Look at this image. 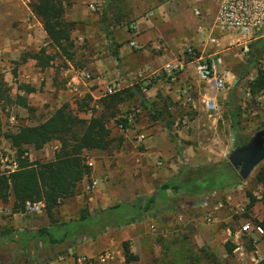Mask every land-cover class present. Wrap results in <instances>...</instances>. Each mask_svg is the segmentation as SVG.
I'll return each mask as SVG.
<instances>
[{"label":"crops","instance_id":"1","mask_svg":"<svg viewBox=\"0 0 264 264\" xmlns=\"http://www.w3.org/2000/svg\"><path fill=\"white\" fill-rule=\"evenodd\" d=\"M34 1L0 0V66L8 71L14 62V68L18 71V79L14 78L17 89L15 95H24L30 107L14 104L12 110L21 113L36 110L41 122L67 102L73 113L84 119L104 112L108 116L106 126L110 129L111 141L108 148L84 151V156L93 158V165L89 167L90 172L79 182L76 194L70 197L72 218H65L62 222L78 219L83 208H86L90 217H96L101 210L111 205L134 201L139 190L147 185L141 178L149 163H156L158 166L163 163L174 165L169 158L174 150L172 136L165 123L166 118H152V123L146 125L136 119L142 108L128 111L129 106L137 102L151 112L154 102L165 105L174 101L191 113L195 114L197 110L198 114L189 115L192 120H199L205 110L203 98L210 96L212 91L222 90H215L199 79L196 71L198 63L213 62L220 72L225 73L227 82L240 81L246 90L247 83L258 72V68L251 67L250 63L241 65L245 61L242 52L252 47L259 51L264 48V28L248 43L237 33H221L216 30L215 18L222 0H160L159 5L148 9L146 15L136 20L137 34L114 30L112 33L109 31V35L101 20L92 12V9L101 6L102 0H59L64 7V20L74 22L71 39L76 51L72 54V60H67L56 47L50 45L41 19L32 11ZM140 3L142 9H145L144 1L141 0ZM130 40L136 41V46L132 47L128 42ZM78 45L79 49L76 48ZM150 47L160 49V54L152 53ZM41 48L50 55L45 65L30 56ZM188 48H192L193 52L188 53ZM113 51L117 52V57ZM246 68L247 74L242 73ZM260 68L264 69V64ZM81 72L90 73L92 79H83ZM0 75L3 77L1 73ZM142 79L148 81L146 87L142 85ZM115 81L119 86L114 92L107 93L106 85ZM18 84L33 89L26 92L18 88ZM72 85L76 88H72ZM134 87L142 92V100L136 94H129L128 90ZM115 93H120L123 99L116 109L108 110V100H103L102 96ZM84 103H87V107ZM80 104L84 108L80 109ZM111 110L113 113L109 115ZM129 114H133L135 119L125 131L119 126L120 119ZM10 119H15V116H10ZM26 121V125L39 123H33L35 120L30 119ZM59 147L57 140H51L39 149L27 146L25 155L30 160L48 161L54 158ZM93 180L98 183L88 190L87 187ZM138 186L141 189L138 190ZM12 200L13 197L6 202L9 208L5 207L4 211L0 207V226L4 228L0 239L6 230L11 231L6 229V225L19 227V230L21 226L27 228L25 219L29 220V217H23L21 212H13ZM113 201L117 202L110 204ZM7 208L10 218L6 223L2 214L6 213ZM58 208L60 215L69 213V207L64 200L55 209L54 218ZM44 212V209L36 214L25 212L36 215L34 219L32 217V231L50 225ZM58 222L61 223L59 220ZM142 223L141 220L114 227L85 240L76 235L72 237L73 245L70 247L74 256L71 254L66 261L72 264L76 256L95 257L109 249L113 253V259L95 264H145L143 248L136 246V239L142 232ZM247 233L254 237L251 259L264 261V238L260 239L261 236L252 231ZM126 239L132 241L129 250L136 254V259L122 263L124 254L120 244Z\"/></svg>","mask_w":264,"mask_h":264},{"label":"rangeland","instance_id":"2","mask_svg":"<svg viewBox=\"0 0 264 264\" xmlns=\"http://www.w3.org/2000/svg\"><path fill=\"white\" fill-rule=\"evenodd\" d=\"M140 1L111 0L105 5L101 3V6L92 9V12L99 19L105 13L108 32L119 30L137 34L136 20L140 16L146 15L148 9L160 4V0H143L146 8L142 9ZM105 31L107 33V30ZM73 45L72 49L75 52V44L73 43ZM79 46L76 48L79 49ZM150 49L152 53L160 54V49L154 47H150ZM242 53L245 58V61L241 62L242 66L250 63L251 67L258 68L264 64V48L259 51L252 47ZM12 64L13 66L8 71L0 66V73L10 87V94L14 96L17 92L14 78L18 79V71L14 68V62ZM158 71L160 73V70ZM247 72L248 68L244 69L242 73L247 74ZM232 83L233 81H226L224 90L209 93L215 98L217 108L214 111L203 110L199 120H192V116L189 115L198 114L197 110L195 114L191 113L185 107L178 106V103L174 101L170 104H159L160 117H165L171 128L174 152L169 155V158L174 165L163 163L158 166L156 163H149L142 174L143 176L140 175L141 173L138 174V176H142V180L147 182V185L143 189L138 186L137 189L141 190L135 197L139 199L142 195L154 194L161 184L180 175V171H183L181 179L184 185L197 182L198 188H203L204 194L195 193L188 196L181 193L177 195L169 191L165 196H162L161 201L166 205L173 204L175 209L142 220L143 228L140 227L142 232L136 239V246L143 248L145 264H190V261L193 264H254L255 259H251L250 256L254 250V237L243 232L242 225L258 224L264 219V202L261 199L263 187L256 178L259 171H264V160L254 167L246 179H241L238 183L222 190H211L220 180L207 174L214 169L215 164L228 161L227 150L241 145L246 138L257 131L256 128L261 126L264 128V98L246 96L244 93L247 90L244 84L239 81L236 85L237 105L232 108H236L235 112L239 113L240 126L237 135L234 134V139L231 140V115L235 112H231L232 108L227 107L226 102L227 92ZM154 103L158 104L159 102ZM132 108H142V111L137 114L138 121H142L146 125L152 123L151 115L155 112L154 108L149 112L137 102L127 109L129 111ZM38 115L36 110L16 112L12 110V105L0 108V156L7 157L5 164L15 158V150L4 138V133L15 131L19 126L28 124L26 119L35 120L33 123L39 122L41 119L38 118ZM10 116H15V119H10ZM201 166H204L205 169L195 168ZM71 200L70 198L65 200L69 207V213L60 215V209L56 210L57 221L62 222L65 218H72L73 208L69 203ZM116 202L113 201L110 204ZM0 207L4 211V208H9V205L0 202ZM8 208L5 210L6 213L2 214L6 223L10 218ZM21 213H23V217H29V220L25 219L27 228L21 226V230H19V227H10L6 224L5 227L14 231L11 233L14 237L19 232H26L24 237L29 239L32 231L30 227L32 217L34 219L36 215L25 214V211ZM96 227L98 226L96 225ZM3 229L0 226V233ZM262 238H264V233L260 239ZM2 240L3 238L0 239V255L2 254L1 245H5ZM71 241L73 238L58 245L40 246L39 243L29 240L28 247H25L24 244V246L13 247L12 244L11 248L13 247V249L10 248L9 253L0 258V264H71L66 261L71 254L74 256V252L70 251V247L73 245ZM227 241L233 242L238 248L236 247L231 253H228L225 246ZM124 243H127L128 248H131L132 241L130 239L122 241L120 244L122 252ZM131 253L136 256L133 252ZM123 261L125 262L122 260V263ZM263 262V260H259L258 264H264ZM72 264H77L75 259Z\"/></svg>","mask_w":264,"mask_h":264},{"label":"trees","instance_id":"3","mask_svg":"<svg viewBox=\"0 0 264 264\" xmlns=\"http://www.w3.org/2000/svg\"><path fill=\"white\" fill-rule=\"evenodd\" d=\"M109 1L102 0V4L105 5ZM32 11L41 19L42 25L50 39V45L56 47L67 60H72V48L74 45L71 39V29L74 22L64 20V7L60 1L35 0L32 3ZM100 20L109 35L107 25L105 24V13L101 15ZM113 54L117 57L116 51H113ZM30 56L35 58L41 65L47 64V59L50 57V55L45 53L44 48H41L37 53L30 54ZM247 86L251 96H259L264 90V69L258 67L256 77L250 80ZM18 88L24 89L26 92L33 89L27 85L20 84H18ZM9 91L10 87L0 75L1 109L6 105L14 104L30 108L26 103L24 95L16 94L12 96ZM128 92L131 96L135 95L133 88H130ZM122 99L123 97L120 93L103 97V100H108V102L106 101L108 110L116 109L117 104ZM141 103L144 104V101H141ZM84 104L87 107V103ZM159 104L152 103L155 111L152 116L153 119H160ZM78 106L80 109L84 108L81 104ZM235 109L232 108L231 112H235ZM112 110L109 112V115H112ZM238 117L239 113L236 112L231 115V126H233L235 135H237L236 133L240 126ZM107 118L108 116L104 112L91 116L89 119L81 118L73 113L66 102L57 108L48 118L36 125H21L15 131L4 133V138L15 149L17 167L9 173L0 171V201L6 203L13 197L12 211L24 212L27 201L43 200L45 203L44 210L50 220V225L31 231L29 239L24 237L26 232H19L14 237L10 230H6L1 235L4 238L2 242L5 245H1L2 254L0 258L9 253L12 244L13 247L23 244L25 247H28L27 243L29 240H32L39 243L40 246L58 245L76 235L79 239L85 240L93 238L111 228L128 225L141 221L144 218L156 217L164 211H172L175 209L173 204L166 205L161 201L162 196H165L169 191L177 195L181 193L188 196L195 193L204 194L203 188H198L199 184L197 182L189 185L186 183L184 185L181 179L183 171H180V175L173 177L171 181L161 184L155 194L142 196L131 202L111 205L101 210L96 217H90L86 208H83L78 219L59 223L54 218L55 209L64 200L76 194L79 182L90 172V168L85 163L84 151L91 149L104 150L110 145L111 137L110 129L106 126ZM120 120L121 122H125V118H121ZM165 123L168 131H171L169 123ZM260 129H262V126L255 130L258 131ZM249 138H246L243 143ZM51 140H57L60 143V147L55 152L52 160H30L25 155L27 146L39 149ZM195 168L205 169L204 166ZM213 168L207 174L214 179H219L220 182L214 185L211 190H222L241 180L237 170L228 161L215 164ZM256 178L262 184L261 199L264 202V171H259L256 174ZM258 224H260L264 231V219L259 221ZM225 246L228 253H231L236 247L230 241H227ZM123 254L125 262L136 259V256L130 252L127 243H124ZM189 263L193 264L192 261Z\"/></svg>","mask_w":264,"mask_h":264},{"label":"built area","instance_id":"4","mask_svg":"<svg viewBox=\"0 0 264 264\" xmlns=\"http://www.w3.org/2000/svg\"><path fill=\"white\" fill-rule=\"evenodd\" d=\"M215 27L221 33H237L241 39L248 43L255 35L264 28V0H222L215 18ZM215 39H212L214 41ZM129 44L134 47L136 41L132 40ZM188 53H192V48L187 49ZM169 68V65H167ZM173 69V68H172ZM197 76L203 82L209 84L215 90H223L226 85V77L224 72H220L217 69V65L213 62L203 63L200 62L196 66ZM81 77L85 80H91L92 76L88 72H81ZM144 87L148 85V81L141 80ZM119 86L118 82H112L106 85V92L112 93ZM72 88L74 85L71 86ZM185 92V91H183ZM246 96H250V93L245 91ZM189 95V94H188ZM259 99L264 98V90L258 96ZM188 100L190 98L188 97ZM203 104L206 110L214 111L217 108V102L212 96H205L203 98ZM125 122H121L119 126L125 131L134 123L135 116L133 114L126 115ZM1 139V138H0ZM13 148V147H12ZM15 150V149H14ZM26 154V153H25ZM7 157L0 156V168L1 172L9 173L17 167L15 158L9 160L8 164H5ZM85 163L88 167L93 165V158L91 156H85ZM97 180H93L87 189L91 190L97 185ZM45 203L43 200L34 202L27 201L25 203L24 211L28 214H36L43 210ZM243 232H254L261 236L264 231L260 224H245L242 225ZM113 259V253L106 249L100 252L95 257H86L79 255L75 258L77 264H95V262H107ZM254 264H258V261H254Z\"/></svg>","mask_w":264,"mask_h":264},{"label":"water","instance_id":"5","mask_svg":"<svg viewBox=\"0 0 264 264\" xmlns=\"http://www.w3.org/2000/svg\"><path fill=\"white\" fill-rule=\"evenodd\" d=\"M236 85L237 81H234L227 92L226 106L229 108L237 105ZM133 90L139 99L144 98L137 87H134ZM230 132L231 140H233V126L230 127ZM226 153L230 165L237 170L241 179H246L254 167L264 160V128L253 133L245 143L227 150Z\"/></svg>","mask_w":264,"mask_h":264}]
</instances>
